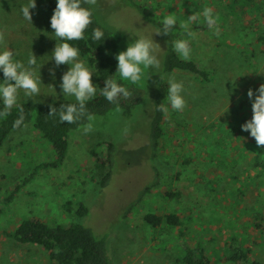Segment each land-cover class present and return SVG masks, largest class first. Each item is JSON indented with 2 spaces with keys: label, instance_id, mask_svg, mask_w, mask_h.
<instances>
[{
  "label": "rangeland",
  "instance_id": "374dc122",
  "mask_svg": "<svg viewBox=\"0 0 264 264\" xmlns=\"http://www.w3.org/2000/svg\"><path fill=\"white\" fill-rule=\"evenodd\" d=\"M25 2L0 0V45L6 44L17 53L18 59H25L32 51L43 65L56 44L50 34L54 31L50 28L52 12L46 0H36L31 24L19 12ZM205 5L218 14L219 36L203 25H193L198 28L194 38L186 37L185 30L179 27L175 33L177 38L190 40V57L213 73L210 81L203 82L187 72H164L167 37L153 36L161 47L160 72L183 82L186 105L180 112L169 109L175 117L161 140L165 147L151 161L158 74L150 73L143 86L127 85L133 103L130 112L115 109L107 115L94 116L90 132L84 133L83 127L73 131L67 157L58 168L48 166L57 159L55 151L33 123L11 132L0 148V264H50L41 246L20 244L3 234L14 233L23 220L33 217L51 225L81 223L91 228L107 239L112 264H172L181 253L177 230L168 236L157 235L143 222V215L151 209L165 207L159 195L169 190L182 193L180 203L171 202L170 207L192 209L197 218L186 224L191 228L189 240L192 237L194 241H203L210 250L216 248V242L222 250L231 226L236 230L248 227L244 224L248 217L242 210L255 209L264 201V182L251 185L241 201L235 202L232 193L240 183L236 180L231 183L232 177L239 173L243 177L254 174L251 165L257 153L254 154V149L235 150L236 137L231 130L241 129L242 115H252L247 90L264 83V54L262 45L256 42L264 34V4L261 13L245 16L234 0H96L93 8L99 22L117 39L119 51H123L136 33L155 28L149 22L151 18L159 22L166 13L177 11L183 19ZM50 67L51 62L41 68L46 86L58 83L62 72L67 70V65H61L54 82L48 72ZM92 79L98 84L95 73ZM43 91L47 93L48 89ZM59 91L57 87L58 94ZM39 100L38 103H52L64 98L42 96ZM21 103L34 102L31 99L25 102L21 97ZM108 141L116 145V162L109 185L101 188L100 175L105 170L98 166L94 153L101 151L99 143ZM245 141L241 144L248 145L252 139ZM211 148L224 153L209 157ZM257 157L264 159V154ZM186 158L193 163L185 164ZM155 164L163 175V186L130 212L128 205L154 179L151 165ZM34 172L33 179L20 188L14 199L7 200ZM210 175L216 177L214 185L208 182ZM171 177H175L173 183ZM78 202L89 210L84 217L77 214ZM236 209L238 216L233 214ZM215 211L221 218H213ZM212 237L216 242L207 243ZM255 256L264 264V242L255 249ZM215 259L212 254L211 264H232Z\"/></svg>",
  "mask_w": 264,
  "mask_h": 264
},
{
  "label": "trees",
  "instance_id": "16d2710c",
  "mask_svg": "<svg viewBox=\"0 0 264 264\" xmlns=\"http://www.w3.org/2000/svg\"><path fill=\"white\" fill-rule=\"evenodd\" d=\"M47 8L53 13L55 8V0H46ZM237 7L243 9L240 10L245 16L247 13H261L260 8L264 4V0H234ZM87 6V5H86ZM139 8L138 5H135ZM264 6V5H263ZM93 8V5H91ZM141 9V8H139ZM249 9V10H247ZM154 27H158L159 23L152 18L149 20ZM102 27L105 30V41L93 42L90 38L91 28ZM198 28L193 27L191 30L197 32ZM180 29L174 30L170 36H166L167 43L165 44L166 55L163 60L164 72L171 73L175 71L187 72L198 77L203 82L211 80L213 73L207 69H204L198 65L196 60L191 57L188 60L180 59L171 49V40L177 38L176 33ZM169 42V43H168ZM256 42L262 45L261 52L264 54V34H261L256 38ZM74 43L80 49V57L85 60L89 65L94 67L97 77L98 85L103 87L104 78L116 73L115 54L119 53V45L117 39L113 33L105 28L97 19L96 13L93 8V23L86 31V38ZM167 92L166 82H161L158 89L155 104L163 103ZM71 102L69 100H60L52 103H21L20 107L24 109L25 123L26 125L33 123L35 129H37L41 135L46 138L52 145L56 161L51 163L50 167L58 168L66 159L69 151V138L73 131L79 130L88 123L86 120H82L79 123L67 124L60 123L55 117L49 116L50 105L55 104L57 107L60 103ZM133 103L128 98H123L118 104H112L108 102L99 93L91 100L88 105V113L94 116H104L109 114L115 109H124L126 112H130ZM154 118L152 121L151 130V147L149 159H154L164 149V144H161V140L164 138L165 129L169 126L170 121L174 119V114H171L170 110L167 113L157 110L154 106ZM18 116V110L12 109L11 113L0 118V148L4 145L12 131L20 128H13L12 122ZM252 115L241 116L242 124L251 118ZM214 126V125H213ZM22 128V127H21ZM235 134L233 140L235 150H253L254 154H264V145L257 146L254 138L250 137L247 132L242 131L240 128H232L231 130ZM230 134V132H229ZM219 138V137H218ZM248 139H252L248 145H242L246 143ZM221 141V138H219ZM219 146V143H217ZM98 147L101 151L94 153L98 166L105 170L100 175L101 188H105L109 185L113 170L115 168L117 148L116 145L111 142L99 143ZM224 153L221 150L211 148L209 151V157ZM254 159V164L251 165L254 174H247L243 177L240 173L235 174L232 177L231 183L238 181L240 186L233 190L235 202L237 199L244 197L245 191L251 186L259 182H264V159L257 157ZM185 164H192L193 160L184 159ZM151 169L154 173V179L150 181L143 190L137 196V199L132 201L128 207L129 211H133L135 207L145 203L154 191L158 190L160 186H163V175L155 165H151ZM37 172V170H35ZM35 172L30 174L22 184L15 188V191L7 200H13L14 195L17 194L20 188L29 180L33 179ZM205 176V175H204ZM208 179L210 184H215L216 177L210 175ZM175 181V177H171V183ZM166 203L165 207L158 209H151L149 212L143 215V222L148 226L154 234L160 235L161 233H167V236L171 233H175L176 230L179 233L180 254L175 258L172 264H211L212 254L215 256V261L227 262L232 264H263L255 256V249L264 242V201H260L256 205L255 209L242 210L243 215L248 217V221L245 222V226L242 230H236L229 228L226 231V240L223 244L222 250L219 249V245L214 237L210 238L207 243L216 242L213 250H210L203 241H194L188 236L191 233V228L186 227V224L197 221L194 212L189 208H171L170 203H180L182 193L178 190H169L159 195ZM152 206V203L149 202ZM79 209L77 214L79 217H84L88 214V208L82 203L78 202ZM217 211V210H216ZM213 213L214 219L221 218L219 212ZM129 212V214H130ZM236 212V213H235ZM233 214L238 216V210H234ZM217 217V218H215ZM231 220L229 221V223ZM249 228V232H248ZM4 235L13 238L20 244H32L39 245L43 248L45 255L50 264H112L110 258L109 244L105 237L96 235L95 232L81 223H72L68 226L61 224H48L45 221L33 217L23 220L17 227L14 233H8L5 231ZM207 235V234H206ZM183 242V243H181ZM206 243V244H207ZM212 253V254H211Z\"/></svg>",
  "mask_w": 264,
  "mask_h": 264
},
{
  "label": "clouds",
  "instance_id": "9594fccd",
  "mask_svg": "<svg viewBox=\"0 0 264 264\" xmlns=\"http://www.w3.org/2000/svg\"><path fill=\"white\" fill-rule=\"evenodd\" d=\"M96 0H55V8L50 17V34L55 37L56 44L48 57L52 63L48 69L52 80L56 81V71L61 65H67L59 77V82L45 85L41 78V68L37 56L29 52L25 59H18L6 44L0 45V118L8 116L12 109L18 110V116L12 127L26 126L24 109L20 107L21 97L25 102L31 99L38 103L42 96H51L54 100L63 96L71 102L50 105L49 116L55 117L60 123H85L82 131L92 130L93 116L88 113L87 105L97 94L108 102L118 104L123 98L131 95L127 85L143 86L149 74H158L161 82H166L167 92L163 103L155 104L157 110L167 113L169 109L180 112L185 108L184 84L173 75L165 76L160 72L161 60L158 51L160 45L153 39L155 35L170 36L178 27L185 30L186 37H193V25H203L212 34L219 36L218 14L210 6H203L191 15L181 19L177 11L166 13L159 19V26L150 32L136 33L127 47L115 54L116 73L104 78L100 87L93 83L94 67L80 58V49L72 42L86 38V31L93 23V8ZM87 5V6H86ZM36 8V0H26L19 12L24 21L32 24L31 10ZM149 26L145 27L148 28ZM186 37L171 40L172 51L183 60L190 58L192 49ZM90 38L93 42L105 41V30L102 27L91 28ZM169 43V42H168ZM45 57V56H44ZM59 88V94L57 93ZM44 89H48L44 93ZM251 102L252 116L241 125V130L254 138L257 146L264 145V83L256 89L249 88L246 93Z\"/></svg>",
  "mask_w": 264,
  "mask_h": 264
}]
</instances>
